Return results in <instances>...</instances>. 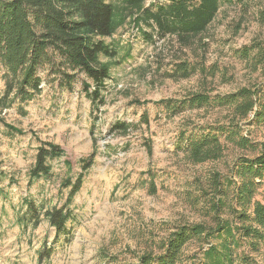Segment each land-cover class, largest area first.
<instances>
[{"label":"rangeland","instance_id":"obj_1","mask_svg":"<svg viewBox=\"0 0 264 264\" xmlns=\"http://www.w3.org/2000/svg\"><path fill=\"white\" fill-rule=\"evenodd\" d=\"M158 3L164 2L146 0V6ZM263 8L264 0L220 6L189 48L145 25L115 20L104 39L111 55L100 58L110 78L98 97L61 56L39 69L38 91L27 98L15 89L6 94L0 69V264H131L155 253L178 225L203 221L204 199L198 208L193 201L201 189L209 191L212 173L224 177L254 154L222 140L221 160L192 165L185 147L192 136L229 125L232 109L215 97L241 89L264 95L258 60L264 27L257 21ZM246 49H252L248 58ZM183 67L192 72L183 74ZM62 72L73 75L70 83ZM192 93L209 95V103L175 114L159 105ZM235 122L251 145L264 143V122L252 115ZM47 143L61 155L48 162V176L33 178L37 150ZM253 201L264 204V182ZM54 209L71 212L66 238L57 240L45 217ZM200 244L191 241L185 254H198ZM259 250L245 249L243 264H261L264 244Z\"/></svg>","mask_w":264,"mask_h":264},{"label":"trees","instance_id":"obj_2","mask_svg":"<svg viewBox=\"0 0 264 264\" xmlns=\"http://www.w3.org/2000/svg\"><path fill=\"white\" fill-rule=\"evenodd\" d=\"M161 1L164 3L146 6V0H0V69L6 81V94L15 89V96L27 98L29 90L38 91L39 69L45 64L55 65L54 57L61 56L72 71L79 70L94 84L95 90L90 94L98 97L97 93L110 78L100 58L111 55L104 39L113 32L115 20L129 19L136 28L145 25L159 38H174L180 46L189 48L207 30L220 6L246 2ZM257 21L264 27V8L259 11ZM250 51L246 49L244 56L248 58ZM258 56L262 63L264 50H259ZM180 72L188 75L192 70L183 67ZM62 74L69 83L73 79V75ZM258 94V90L252 93L241 89L235 94L215 97L213 102L218 106L232 109L229 125L208 128L207 132L192 136L185 147L186 158L192 165L221 160L225 148L222 140L238 149H248L254 156L241 157L224 177L219 172L212 173L207 182L209 191L201 189L203 193L193 201L198 208L200 199H204L200 209L203 221L178 225L155 253H147L131 264H243L249 259L245 249L250 254L260 253V245L264 244V204L253 198L264 182V143L251 145L239 135L240 127L235 122L250 115L264 122V95ZM209 101L207 94L192 93L182 101H162L159 105L175 114L185 107H204ZM44 146L35 155L30 173L33 178L48 176V162L61 155L59 147L48 143ZM79 188L80 185L74 188V194ZM30 209L33 214L36 208ZM45 217L57 240L69 235L68 209H54L46 212ZM194 240L201 243L199 253L186 255L187 244Z\"/></svg>","mask_w":264,"mask_h":264}]
</instances>
